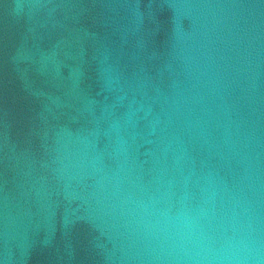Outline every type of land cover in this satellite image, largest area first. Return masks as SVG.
Listing matches in <instances>:
<instances>
[{
	"label": "water",
	"instance_id": "obj_1",
	"mask_svg": "<svg viewBox=\"0 0 264 264\" xmlns=\"http://www.w3.org/2000/svg\"><path fill=\"white\" fill-rule=\"evenodd\" d=\"M0 264H264V0H0Z\"/></svg>",
	"mask_w": 264,
	"mask_h": 264
}]
</instances>
